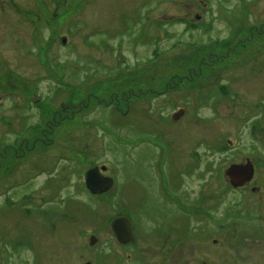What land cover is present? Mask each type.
Segmentation results:
<instances>
[{"label":"rangeland","instance_id":"obj_1","mask_svg":"<svg viewBox=\"0 0 264 264\" xmlns=\"http://www.w3.org/2000/svg\"><path fill=\"white\" fill-rule=\"evenodd\" d=\"M263 16L264 0H0V264H120L112 219L127 217L141 248L145 218L158 211L146 191L156 188L147 180L150 159L154 172L203 168L220 171L211 187L224 184L221 171L238 157L218 144L239 138L240 80L264 77V33L239 44L247 35L241 23ZM172 77L180 85L170 89L181 95L173 101L187 108L182 127L193 131L180 128L166 143L151 129L173 104L155 99L156 109L135 98ZM87 97L90 108L63 113L49 145L30 143L14 158V132L34 138L27 130L38 105L56 109ZM99 98L107 105L93 106ZM176 148L185 152L174 158ZM97 164L112 167L116 187L95 197L83 175ZM47 178L55 192L42 203ZM194 178L189 185L199 186Z\"/></svg>","mask_w":264,"mask_h":264},{"label":"flooded vegetation","instance_id":"obj_2","mask_svg":"<svg viewBox=\"0 0 264 264\" xmlns=\"http://www.w3.org/2000/svg\"><path fill=\"white\" fill-rule=\"evenodd\" d=\"M261 19H264V16L259 19L251 18L242 21L241 29L247 30V35L243 36L246 33L242 31L239 44L244 45L246 41L253 40L255 34L260 36L264 33V23H261ZM174 78L176 77L166 81L162 90H152L146 95L143 93L140 96L136 95L135 98L138 102H146L150 106L153 105L155 99L165 101L164 98L167 96V103L173 104L169 113H158L156 118L157 123L160 124L151 129L153 138H158L166 143H169L171 139L175 140L180 128L185 133H188L187 129L190 128L189 125L182 127L184 124H181V120L186 115V107L173 101V98L181 96L179 90L170 89L173 84L180 85L179 79L174 80ZM239 84L240 104L237 116L239 138L223 139L221 144H218L219 149L217 146L215 148L229 154L230 158L234 155L238 157V160L231 161L221 171L224 184L219 185L214 180L215 186L211 187L212 179L217 177V173L220 174V171L213 173L212 170L202 168L186 174L177 169L167 172L160 171L157 167L154 172L151 170V165L155 160L150 159L147 180L150 187L156 186V188L145 190L153 194L152 197L157 203L158 211L145 218L147 227L140 239L141 248L127 217L132 233L131 241L120 244L112 233L118 247L123 252L119 255L116 252L120 264H264V77L261 79L253 77L252 81L242 78ZM105 105L107 103L99 98L96 99L93 106ZM89 106V97L79 99L77 105L68 103L67 106H64L63 103H60L59 109L54 107L55 110L51 103L48 106L42 104L39 107L38 105L37 122H34L27 130L35 135L34 138H19L16 131L14 139L9 140L15 145L14 158L25 157L26 152H30L33 148V146L30 147V143L32 145H36V143L49 145L51 141L48 139V135L62 121L63 113L64 117L70 118L71 116L65 114L67 111L76 110L79 113L83 112L85 108H90ZM156 107L154 106V108ZM180 110H183V114L177 120H173L172 115ZM137 115L140 116L139 111ZM191 141L190 150L188 154L185 153L190 162L197 160V151L194 147L195 139L191 138L188 144ZM206 142L204 147L211 149L209 141ZM149 144H153V142L150 141ZM19 151L21 154L18 153ZM181 151L185 152L184 148H176L170 155L174 154V158L178 157ZM157 156L161 160V157ZM247 162L252 164V176L248 180H243L241 184L233 186L226 175L227 168L232 164L245 165ZM102 166H105L106 169L100 170V174L105 178L112 179V187L108 190L110 191L116 187L115 179L111 175L112 167L97 164L90 168ZM208 166L211 168V164ZM84 175L83 184L85 186ZM192 177L197 179L199 186L189 185L191 184L189 179ZM49 179L51 178L45 179L43 183V190L47 192L38 197L42 203H46L48 197L55 192V188L48 182ZM61 184L62 181L59 186ZM127 189L125 205L129 206L133 199L131 195L132 183ZM108 191L91 195L97 197ZM111 196H113V192ZM118 216L123 215L118 214L115 217ZM31 247L34 249V246L31 245ZM131 249L140 255L135 263L126 254L127 250ZM31 252L33 251L31 250ZM127 256L129 263L125 260Z\"/></svg>","mask_w":264,"mask_h":264},{"label":"water","instance_id":"obj_3","mask_svg":"<svg viewBox=\"0 0 264 264\" xmlns=\"http://www.w3.org/2000/svg\"><path fill=\"white\" fill-rule=\"evenodd\" d=\"M61 43H65V38H61ZM183 114V110L177 111L172 115L173 120H177ZM105 166L93 167L85 172L84 180L87 190L91 194H101L112 187V179L105 178L100 174V170H105ZM252 164L247 162L245 165L232 164L226 170V175L233 186L241 184L243 180H248L252 176ZM110 229L116 240L120 244H126L131 241L132 233L129 221L124 216H118L110 222ZM96 238L92 236L90 242L94 243Z\"/></svg>","mask_w":264,"mask_h":264}]
</instances>
